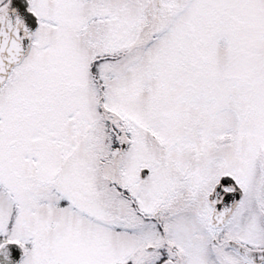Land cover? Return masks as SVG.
Instances as JSON below:
<instances>
[{"label": "snow or ice", "instance_id": "6c2138e0", "mask_svg": "<svg viewBox=\"0 0 264 264\" xmlns=\"http://www.w3.org/2000/svg\"><path fill=\"white\" fill-rule=\"evenodd\" d=\"M0 264H264V0H0Z\"/></svg>", "mask_w": 264, "mask_h": 264}]
</instances>
